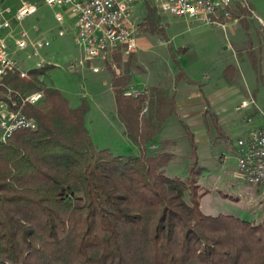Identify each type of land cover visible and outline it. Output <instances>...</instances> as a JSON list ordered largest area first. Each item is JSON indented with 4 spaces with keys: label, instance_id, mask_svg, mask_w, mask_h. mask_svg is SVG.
I'll return each mask as SVG.
<instances>
[{
    "label": "trees",
    "instance_id": "trees-1",
    "mask_svg": "<svg viewBox=\"0 0 264 264\" xmlns=\"http://www.w3.org/2000/svg\"><path fill=\"white\" fill-rule=\"evenodd\" d=\"M149 24L156 29L157 19ZM50 67L30 70L29 80L18 73L4 79L44 98L21 108L37 129L0 141V264H264V219L204 213L199 169L169 176L173 154L148 151L178 115L173 98L158 87L125 95L115 81L127 135L141 149L117 155L94 144L87 99L72 106L58 88L38 82Z\"/></svg>",
    "mask_w": 264,
    "mask_h": 264
},
{
    "label": "rangeland",
    "instance_id": "rangeland-1",
    "mask_svg": "<svg viewBox=\"0 0 264 264\" xmlns=\"http://www.w3.org/2000/svg\"><path fill=\"white\" fill-rule=\"evenodd\" d=\"M17 1L6 0L7 4ZM35 1L38 12L19 27L29 35L27 48L16 54L20 68L28 73L50 65L38 76L40 84L58 88L72 106L88 100L87 127L97 148L117 155H140V147L127 135L116 94L119 88L125 95L161 88L178 107V115L169 117L148 147V151L173 154L165 173L187 177L194 166L199 169L197 181L205 192L201 208L206 214L233 215L255 223L264 219V186L250 184L240 173L235 147L252 113L237 110L240 99L251 94L264 108V0L234 6L237 19L225 28L166 14L157 0H144L136 12L138 50L124 53L120 60L110 54L84 65L77 60L73 20L62 27L55 18L60 8ZM156 19L153 29L149 21ZM146 22L144 29L141 26ZM62 30L65 34L61 35ZM41 39L49 40L50 46L36 56L34 43ZM94 66L100 71L94 72ZM210 113L218 116L222 131L215 129ZM184 125L194 134L197 159Z\"/></svg>",
    "mask_w": 264,
    "mask_h": 264
},
{
    "label": "built area",
    "instance_id": "built-area-1",
    "mask_svg": "<svg viewBox=\"0 0 264 264\" xmlns=\"http://www.w3.org/2000/svg\"><path fill=\"white\" fill-rule=\"evenodd\" d=\"M144 0H45L55 11L57 22L66 27L73 20L74 41L79 49L80 64L107 59L113 52L120 57L139 48V23L136 12ZM161 10L177 17L200 21L208 25L226 27L227 22L237 19L234 6L246 0H157ZM39 10L35 0H18L17 5L0 0V141H7L20 130H35L38 123L22 110L25 104H37L44 92L15 91L5 86L4 79L18 73L24 80L29 74L20 68L17 51L27 48L29 35L19 28ZM60 34H65L62 30ZM35 55L50 46L46 39L34 43ZM94 72L100 68L93 67ZM251 110L248 129L236 140V166L247 182L264 186V108L249 94L237 105V110Z\"/></svg>",
    "mask_w": 264,
    "mask_h": 264
},
{
    "label": "crops",
    "instance_id": "crops-1",
    "mask_svg": "<svg viewBox=\"0 0 264 264\" xmlns=\"http://www.w3.org/2000/svg\"><path fill=\"white\" fill-rule=\"evenodd\" d=\"M37 2V1H36ZM17 3H18V1H17ZM10 5H17V4H12V3H10ZM112 55H113V53H112ZM121 58H123V57H120L119 55H118V53H116V57L113 55V59H118V60H120ZM249 94V93H248ZM245 97H242L241 99H240V101H242L243 99H244Z\"/></svg>",
    "mask_w": 264,
    "mask_h": 264
}]
</instances>
